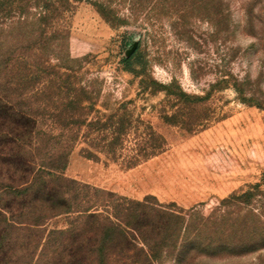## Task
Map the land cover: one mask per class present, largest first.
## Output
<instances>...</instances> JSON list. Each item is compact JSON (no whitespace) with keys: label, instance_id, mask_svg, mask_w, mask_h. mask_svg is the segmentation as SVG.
Listing matches in <instances>:
<instances>
[{"label":"rangeland","instance_id":"374dc122","mask_svg":"<svg viewBox=\"0 0 264 264\" xmlns=\"http://www.w3.org/2000/svg\"><path fill=\"white\" fill-rule=\"evenodd\" d=\"M48 1L39 20L36 0H0V264H49L46 238L65 217L21 215L20 199L9 206L8 192L40 171L203 215L264 187V0H164L133 15L113 0L125 25L108 23L89 0ZM135 47L142 65L130 73L121 60ZM111 119L131 123L128 140L161 137L165 151L127 168L89 145L110 129L75 127Z\"/></svg>","mask_w":264,"mask_h":264},{"label":"trees","instance_id":"16d2710c","mask_svg":"<svg viewBox=\"0 0 264 264\" xmlns=\"http://www.w3.org/2000/svg\"><path fill=\"white\" fill-rule=\"evenodd\" d=\"M36 2L37 16L41 20L51 9L47 5L50 1ZM112 2L89 0L108 23L113 25L115 21L117 25H125L126 19L117 17ZM123 2L130 15L165 5L164 0ZM20 21L18 24H22ZM42 32L40 30V34ZM137 52L138 47H135L121 60L124 70L135 73V66L142 65ZM164 90L168 95L173 94L169 87ZM174 95L178 100L189 101L183 92ZM83 126L90 131L101 127L110 129L111 137L103 135L89 145L114 160L120 157L127 168L136 167L166 149L165 141L152 132L128 140L129 121L111 119L103 126L100 122L83 121L75 127L80 130ZM75 141L67 143L69 149ZM54 146L57 147L53 144L50 149ZM84 153L88 159H98L87 150ZM262 187L263 183L258 182L247 191L219 200L207 215L193 207L184 210L175 203L161 204L154 196L130 199L43 171L23 182L20 189L8 193L12 199L10 207L18 199L23 203L18 206L21 215L41 217L42 212L49 210L53 217H65L64 227L52 230L46 238L49 264H159L166 260L173 264H190L199 259L237 258L264 252V214L258 205L264 202ZM5 223L10 228L11 223L6 220ZM30 224L42 226L37 220ZM7 229H2L3 233ZM259 258L256 264H264V259Z\"/></svg>","mask_w":264,"mask_h":264}]
</instances>
